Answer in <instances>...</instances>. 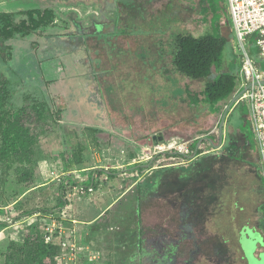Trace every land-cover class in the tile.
<instances>
[{
	"label": "rangeland",
	"instance_id": "1",
	"mask_svg": "<svg viewBox=\"0 0 264 264\" xmlns=\"http://www.w3.org/2000/svg\"><path fill=\"white\" fill-rule=\"evenodd\" d=\"M166 1L116 0L114 4L113 0L83 2L62 0L56 6L49 1L41 8L54 11L51 23L28 36L16 34L12 39L0 42V89L4 87L9 94L5 109L15 111L36 103L45 109L54 108L61 111L59 120L45 125L44 128L29 121L37 134L40 131L34 167L30 168L19 161L9 163L7 166L0 164V264H5L7 260L20 259L17 249L26 240L32 244L36 243L37 232L44 242L42 226L47 224V221L41 217L43 214L38 210L59 212L60 219L55 218L56 222L61 221V218L63 224L69 221L62 215L68 206L65 200V185L62 191L61 176L59 179L54 178L50 176V171L53 166L60 165L63 168L61 153L72 141L76 142L73 133L76 132L88 148L80 168L91 171V168L105 166L102 154L97 151L99 143H93L89 136L83 138L80 134L84 121L72 120L79 108L94 111L102 106L99 100L97 101L95 92L93 98L86 103L80 95L81 91H84L82 86L88 80V75L93 76L94 82H101V88L98 86L100 96L103 93L102 87L106 86L105 96L108 105L115 108V113L120 112L138 127L145 125L149 130L152 126L153 133L162 135L164 141L177 137L189 141L192 150L193 139H200L213 127V117L216 115L209 114L205 106H191L185 93V87L191 93H198L202 90L204 81L189 79L173 73V70H168V77L161 78L158 72L160 67L157 64L163 62L159 53L167 49L168 54L166 52L163 54H166L169 68L173 69L172 57L175 50L172 42L175 36L178 33L190 34L193 37L214 34L216 22L223 23L227 29L224 35L227 39L224 57L227 54L236 55L234 53L236 39L231 30L226 0H201L200 4L195 2L193 10L186 8L187 1L169 0L168 3ZM27 9L22 8L16 0H0V12L9 13L14 22L26 19L22 11ZM209 13L214 14L213 29L209 27ZM101 21H106L107 25L103 26ZM114 30V34L111 35ZM81 32L82 35L115 36L108 39L114 50L110 51L109 44L102 43L99 53L86 52L80 43L81 35L77 34ZM87 43L91 48L95 47L94 38H89ZM86 57L89 66L86 65ZM85 66L84 72L82 68ZM145 69L147 70L143 71ZM231 70L238 72V63L232 64ZM214 77L215 74L211 79ZM235 112L236 115L232 116L231 121L239 117V126L242 127L248 143L252 144V128L247 119V107L241 103ZM245 121L247 124H244ZM108 140L110 142L107 143L112 148L125 146L123 141H119L120 138L109 137ZM150 144L139 151L135 163L118 170L152 161L154 169L144 177L147 187L151 186L148 183L155 180L154 173L163 163L157 156L152 160H146L148 157L146 149L153 148L158 143L153 144L151 141ZM233 149L235 151L232 153V159L236 163L243 162L240 150L237 147ZM126 172L128 176L120 178L118 183L121 190H127L132 182L141 176L140 171L135 168L131 172ZM231 178L232 191L223 193V197L225 193L227 196L224 204L221 206L223 199L220 200L219 197L214 201L221 213L213 217L211 225H202V230L198 227L194 228V231L189 227L183 228L179 233L174 230L163 233L165 240H161L159 191L151 187L150 193L153 197L151 199V196L147 198L150 194L147 193L148 188L141 187V192L146 193L140 197V220L136 217L139 225L135 217L133 220L129 214L128 217L124 215V220L110 223L108 228L111 231L105 232V235L116 236L117 240L123 242L124 229L132 226L136 227L137 231V227H140L142 257L139 264H240L242 261L241 264H245L244 260L247 264H264V177L260 161L252 166V171L250 168L248 171L238 167ZM96 189L97 187L93 188L94 191ZM198 191L202 189L198 188ZM60 200L66 202L64 207L59 208ZM74 200L71 201L73 210L70 213H73L74 219L81 221L83 219L81 212L87 208L78 204L79 201L75 198ZM128 203L126 200L116 209V213L119 211L121 214ZM202 203L199 199L198 205ZM98 204L101 207L104 202L101 200ZM228 205H232V210L224 209V206L227 208ZM93 207L91 205L88 209ZM230 210L233 212L232 223L228 219ZM235 210L241 213L238 214ZM65 227L63 225L60 227L61 230L56 231L52 240L54 243L60 245L67 242V245H70L66 239ZM229 227L235 229V233L242 227L238 233L239 240L235 239V233H231ZM134 238L136 242L138 238L135 236ZM126 240L124 246L129 245L130 238ZM162 243L165 245L163 248ZM76 251L81 252L75 248L70 251V247L66 249L60 247L53 262L48 264H83V257H79L81 254L77 255L79 259H75ZM241 252L244 258H241ZM252 254L257 256L252 258ZM118 258L122 262L130 259L127 250H122Z\"/></svg>",
	"mask_w": 264,
	"mask_h": 264
},
{
	"label": "crops",
	"instance_id": "2",
	"mask_svg": "<svg viewBox=\"0 0 264 264\" xmlns=\"http://www.w3.org/2000/svg\"><path fill=\"white\" fill-rule=\"evenodd\" d=\"M16 1L22 8L26 7L28 9L44 7L42 5L49 1H51V3H55V6L62 2V0ZM83 1L85 0H80V2ZM113 1L115 4L116 0ZM177 1L181 2L183 0ZM184 1H187L186 8L190 10L194 9L195 2L196 4L202 3L201 0ZM168 2L169 0L166 1V3ZM188 3L190 5H188ZM213 16L214 14L212 13L208 14L210 20V29H213ZM101 24L104 26L107 25V22L101 21ZM113 24L115 23H112V25ZM116 27L114 26V28ZM216 28H219L222 34L225 35L227 29H225L223 23L216 22L215 29ZM114 32L115 30L111 35H113ZM162 51L163 53L166 52V54H168L167 49H165V51L163 49ZM163 53H159V55H161L163 58V62L157 64V66L160 67L158 70V72H160V77L166 78L169 75L167 74L168 70L173 69L169 68L165 58L166 54L164 55ZM87 57L85 58L86 65L89 66V60H87ZM82 62L85 63L83 59ZM144 66H147V64H144ZM85 69L86 66L82 68V71L85 72ZM146 70L147 69L143 71ZM92 77L93 76L88 75V80L85 82L84 86H82L84 91L82 90L80 95L84 98L86 103L93 98V94L95 92L97 101L99 100V104H102V106L97 110L95 109L94 111H88L84 109V107L79 108L77 115L74 116L75 118L72 116V120L79 119L82 122L84 121V124L82 123L83 127L80 130V134L83 138L87 135V129L96 130V142L99 143L97 151L102 154L104 162L103 164L105 166L91 168V171L86 168H82L81 170H71L77 171V173H79V181L76 180L73 185L71 184L72 187H74L76 184H83L84 186L88 187H97V189L95 191L93 190L90 194L87 193L81 199V201L78 202V204H81L84 206V208H87L81 212V216L83 217L81 221L74 219L73 213H70V211L73 210V204L71 201L70 203H67L68 206H66V210L63 212V217H65V219L68 218L69 220L66 221L67 223L63 224L66 226V239L69 242L70 247L75 248L76 250H81L80 253L77 251L75 252V259L83 257V264H112L111 262L115 264H139L142 257V246L140 245L141 240L139 239L140 227H137V231L136 227L132 226L124 229L125 236L123 242L117 240L115 238L116 236L111 237L105 235V232L111 231L108 228L111 225L110 223L118 222V220L122 221L124 220L123 217H128V214L130 215V219L133 218L134 220V217H137L140 220V197L146 192H136L135 189L139 183H145V188H148L147 193H150L153 187L157 188V191H159V193L156 192V194L158 193L160 195L159 203L161 216V240H165V238L162 236L163 233H169L170 231L173 232L174 230L176 233H179L181 229H187L188 227L193 229V231L196 227L202 230V225H211L213 217L219 214V212L221 213V210H217L218 206L216 202L214 203V201L219 197L220 200L221 198L223 199L221 201V206L224 204L223 201H225L227 197V191H232L231 186H233V179L231 177L234 173V170H237L238 167H241V169H246L248 171L250 168L252 171V166H254L255 163H259L257 147L253 140L252 133V144L248 143L247 137L242 131V127L239 126V117H235L233 122L231 121L232 116L236 115V107L241 104L235 103V95H233L228 101L219 104V111L213 114L216 116L213 117L214 125L209 133L200 139H193L194 141H201L200 144H197V147H200L201 149L198 150L199 153H197L194 158H183L181 156L175 157L171 154L162 156L160 160L163 163H161L159 170L154 173L155 176L153 175L155 180L153 182L151 181V183H148L151 184V186L147 187L144 177L148 172L151 173L154 169L153 162L149 161L148 163L143 164L146 168L145 170L140 171L141 176L134 180L127 190H121V186H119L118 183H120V180L123 178V176H128L126 171L131 172L134 167L121 171L118 170L121 167L131 166V164L135 163V159L138 156L139 151L143 147L151 145L150 143L152 141V137L156 135V133H153L152 126L149 130L145 128V125L138 127L135 125V123L131 122V119L123 117L120 112L115 113V108L108 105V100L105 96L106 86L102 87L103 93L100 96L98 86L101 88V82H94ZM108 87L109 86L107 85V88ZM206 108L208 110V107ZM244 124H247V122L245 121ZM166 129L168 130V128ZM76 135V132L73 133V137ZM109 137H114L115 139L120 138L119 141H123L125 146L120 145L118 147L114 146L112 148L109 143H107L110 142L108 140ZM135 137L140 138L136 139ZM233 147H237V149L240 150L242 153V158L244 159L243 162L236 163L232 159V153L235 151ZM228 148L231 149V152L228 151ZM110 170L117 171L113 172ZM86 182H88L89 185ZM198 188L199 190L201 188L202 191H198ZM225 191L226 193L223 197V193ZM149 196H151L150 198L153 199L152 193H150L147 198ZM199 199L203 202L202 205H198ZM101 200L104 202V204L100 207L98 202ZM126 200L129 201V203L125 205L122 213L120 214L119 211L116 213V209L123 205ZM72 201L75 200L73 199ZM230 203L232 204V202ZM91 205L94 206L93 209H88V207ZM231 207L232 205H228L227 208L224 206V209L232 210ZM231 210L229 214L230 218L228 219L232 223L233 212ZM235 211L238 214L241 213L240 211ZM59 216V213H56L54 216H52V218L58 219ZM137 218L136 223L138 224ZM97 225H99V227H97ZM132 225L134 226V224ZM229 228L232 231L231 233H235V229L233 230L232 227ZM121 229L123 230V228ZM241 229L242 227H240L234 234L236 240H239L238 233H240ZM89 234L91 235L88 236ZM84 236L86 238H83ZM134 236L138 238L136 242L134 240ZM88 237H90V239ZM126 238H130V242H128L129 245L124 246L123 244L125 243ZM164 246L165 245L162 243V248ZM122 250H127V253L130 257L128 261L122 262V260L118 258ZM78 254L81 255L77 257Z\"/></svg>",
	"mask_w": 264,
	"mask_h": 264
},
{
	"label": "trees",
	"instance_id": "3",
	"mask_svg": "<svg viewBox=\"0 0 264 264\" xmlns=\"http://www.w3.org/2000/svg\"><path fill=\"white\" fill-rule=\"evenodd\" d=\"M22 14L26 16V19L14 22L9 13L0 12V42L10 40L16 34L28 36L40 27L51 23L54 19V11L48 8H30L22 11ZM215 30L214 34H207L201 37L178 33L172 42L175 50L172 57L173 73L192 80L204 81L203 88L198 93H191L185 87L189 104L195 107L206 106L210 114H215L219 111V104L228 101L236 92L239 84L238 72L231 70V65L238 63L237 56L227 54L224 57L223 52L227 39L219 28ZM77 34L81 35L82 40L80 43L87 52L94 51L99 53L102 43L109 44L110 51L114 50L111 41L108 39H112L115 36L82 35V32ZM89 38H94L95 47L91 48L88 45L87 40ZM247 42L250 56L255 60L259 69L263 71L264 60L257 58L254 46L255 36H250ZM213 74H215V77L211 79ZM8 98V92L2 87L0 89V164L7 166L9 163L19 161L30 168L34 167L36 164L35 149L40 131L37 134L29 121L31 120L36 125L44 128L45 125L59 120L61 111L54 108L45 109L44 106L36 103L10 111L5 109ZM86 133L95 143L96 130L87 129ZM75 138L76 142L65 147L61 153L62 166L65 172L73 169L81 170L82 168L80 167L88 151L87 146L81 141L79 135H76ZM198 141L193 142L191 145L192 150H196ZM228 151L231 152V149L228 148ZM134 168L135 170L143 171L146 167L140 164L135 165ZM66 180L70 184H74L71 178L67 177ZM60 186L62 191H64L63 183ZM141 187L145 188V183L136 186L135 190L137 193L141 192ZM59 205V208L64 207L66 202L60 200ZM38 212L43 215L53 216L57 213L45 209L38 210ZM37 236L38 240L36 243L32 244L26 240L17 249L20 259L16 261L7 260L5 264H48L53 262L54 257L60 250L59 243L56 244L52 241L49 244H45L38 232Z\"/></svg>",
	"mask_w": 264,
	"mask_h": 264
},
{
	"label": "built area",
	"instance_id": "4",
	"mask_svg": "<svg viewBox=\"0 0 264 264\" xmlns=\"http://www.w3.org/2000/svg\"><path fill=\"white\" fill-rule=\"evenodd\" d=\"M226 3L231 20V30L235 34L236 39L234 53L239 63V84L234 93L235 103H242L247 107L253 140L257 147V153L264 177V72L259 69L255 60L250 56L247 42L250 36H255L254 46L256 48V55L258 59L263 60L264 0H226ZM199 149L201 148L197 147L195 151L191 150L189 141H184L177 137L171 138L162 143H158L153 148H147L146 152L148 157L146 160H152L155 156L160 159L166 154H171L175 157L194 158ZM160 155L162 156L160 157ZM50 176L57 179L61 176V183L65 185V200L68 203L74 198L80 201L87 193L90 194L93 191L92 186L88 187L83 184H76L72 187L66 178L71 177L72 181L75 182L79 179V173H77V171L65 172L60 165L52 167ZM52 216L53 215L41 216L47 221V224L42 226L44 227L43 239L45 244L51 243L56 231L61 230L60 227H63L62 218L61 221L56 222ZM60 247L66 249L69 248L70 245L68 246L67 242H62ZM70 251H73L72 247H70Z\"/></svg>",
	"mask_w": 264,
	"mask_h": 264
},
{
	"label": "water",
	"instance_id": "5",
	"mask_svg": "<svg viewBox=\"0 0 264 264\" xmlns=\"http://www.w3.org/2000/svg\"><path fill=\"white\" fill-rule=\"evenodd\" d=\"M163 141H164V140H163L162 135H154V136L152 137V142H153V144L162 143ZM200 143H201V141L198 142V144H200Z\"/></svg>",
	"mask_w": 264,
	"mask_h": 264
},
{
	"label": "flooded vegetation",
	"instance_id": "6",
	"mask_svg": "<svg viewBox=\"0 0 264 264\" xmlns=\"http://www.w3.org/2000/svg\"><path fill=\"white\" fill-rule=\"evenodd\" d=\"M241 255H242V257H241V258H244V255H243V253H242V252H241ZM255 256H257V254H252V255H251V257H252V258H254ZM244 262H245V264H247L246 260H244Z\"/></svg>",
	"mask_w": 264,
	"mask_h": 264
}]
</instances>
